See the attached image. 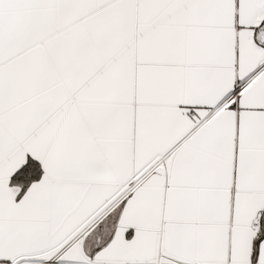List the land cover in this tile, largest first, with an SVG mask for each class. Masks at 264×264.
Masks as SVG:
<instances>
[{"label":"snow or ice","instance_id":"1","mask_svg":"<svg viewBox=\"0 0 264 264\" xmlns=\"http://www.w3.org/2000/svg\"><path fill=\"white\" fill-rule=\"evenodd\" d=\"M0 264H264V0H0Z\"/></svg>","mask_w":264,"mask_h":264}]
</instances>
